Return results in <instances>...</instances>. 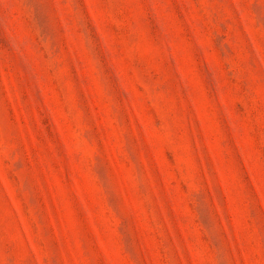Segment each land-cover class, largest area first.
Returning a JSON list of instances; mask_svg holds the SVG:
<instances>
[{
    "label": "rangeland",
    "instance_id": "374dc122",
    "mask_svg": "<svg viewBox=\"0 0 264 264\" xmlns=\"http://www.w3.org/2000/svg\"><path fill=\"white\" fill-rule=\"evenodd\" d=\"M0 264H264V0H0Z\"/></svg>",
    "mask_w": 264,
    "mask_h": 264
}]
</instances>
